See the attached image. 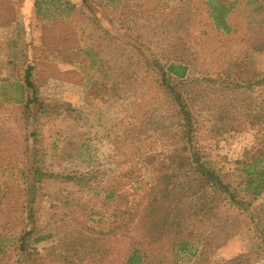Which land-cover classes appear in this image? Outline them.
<instances>
[{
    "label": "rangeland",
    "instance_id": "obj_1",
    "mask_svg": "<svg viewBox=\"0 0 264 264\" xmlns=\"http://www.w3.org/2000/svg\"><path fill=\"white\" fill-rule=\"evenodd\" d=\"M87 1L89 7L81 0H0V237L15 240L25 229L50 235L33 243L43 264H60L65 243L88 235L86 228L104 233L116 220L113 204L96 199L84 182L55 176L134 172L141 176L134 185L141 194L153 182L148 157L176 141L172 107L145 64L185 53L197 57L201 72L243 59L242 79L252 78L251 71L264 74V0ZM219 5L230 8L224 22L209 17ZM28 65L44 110L37 113L32 104L27 115L12 100ZM225 95L224 101L212 96L210 110L205 101L198 104L199 141L207 159L236 185L245 163L264 147L263 126L249 117L262 112L264 87ZM230 108L231 120L223 124L221 112ZM235 226L223 247L184 256L182 264H264V194ZM9 245L0 264L25 263L16 242Z\"/></svg>",
    "mask_w": 264,
    "mask_h": 264
},
{
    "label": "trees",
    "instance_id": "obj_2",
    "mask_svg": "<svg viewBox=\"0 0 264 264\" xmlns=\"http://www.w3.org/2000/svg\"><path fill=\"white\" fill-rule=\"evenodd\" d=\"M81 1L89 7L87 0ZM219 6L220 10L209 12V17L224 22L230 8ZM183 54L165 63L154 57L151 64H145L146 71L156 78L155 85L172 107L170 122L175 125L172 135L176 139L166 150L155 151L148 157L146 165L151 168L153 177L149 187L137 193L134 185L141 176L134 172L119 177L99 170L57 175L56 179L51 175L55 180L76 185L84 182L96 199H101L104 205L113 204L116 217L104 233L86 228L88 235H78L65 243L66 249L62 247L64 251L57 255L56 261H62L60 264H111L113 258L118 264H182L184 256L202 257L209 250L223 247L234 236L235 221L253 200L264 194V147L256 151L254 161L243 164L242 181L236 185L227 182L202 151L197 107L205 101L207 109L212 96L224 101L227 92L238 93L251 85L264 87V74L261 78L260 73L251 71L252 78L242 79L239 70L243 59L232 62L230 67L220 66L214 69L215 73L201 72L203 66H198L197 57ZM196 67L200 70L196 71ZM33 72L34 67L28 65L24 81L16 87L12 100L21 105L27 115L32 104L37 106V113L44 110V103L35 96ZM226 106H231V100ZM223 110L220 121L224 124L233 114L231 108ZM225 114L230 115L224 117ZM249 117L252 123L263 126L264 132V108L258 115ZM31 136L37 140V132ZM33 172L41 178L46 175L38 168ZM29 208L31 213L27 219L31 220V205ZM231 211L237 213L236 219ZM13 238L0 237V257L9 252L5 247L9 248L15 241L14 250L26 255L23 264H43L42 258L32 253L35 252L33 243L45 241L50 235L37 236L34 229H25L17 239ZM197 245L202 247L194 249Z\"/></svg>",
    "mask_w": 264,
    "mask_h": 264
}]
</instances>
